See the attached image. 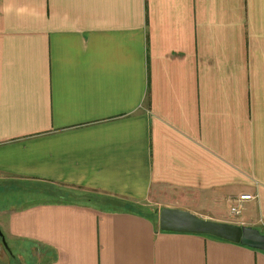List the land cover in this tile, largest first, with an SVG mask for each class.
<instances>
[{
    "label": "crops",
    "instance_id": "1",
    "mask_svg": "<svg viewBox=\"0 0 264 264\" xmlns=\"http://www.w3.org/2000/svg\"><path fill=\"white\" fill-rule=\"evenodd\" d=\"M0 183L43 264H264L159 220L264 234V0H0Z\"/></svg>",
    "mask_w": 264,
    "mask_h": 264
},
{
    "label": "water",
    "instance_id": "2",
    "mask_svg": "<svg viewBox=\"0 0 264 264\" xmlns=\"http://www.w3.org/2000/svg\"><path fill=\"white\" fill-rule=\"evenodd\" d=\"M159 220L162 231L204 234L264 252V234L253 227L205 220L190 211L172 208H162ZM0 236L8 247L1 230Z\"/></svg>",
    "mask_w": 264,
    "mask_h": 264
},
{
    "label": "rangeland",
    "instance_id": "3",
    "mask_svg": "<svg viewBox=\"0 0 264 264\" xmlns=\"http://www.w3.org/2000/svg\"><path fill=\"white\" fill-rule=\"evenodd\" d=\"M8 183H0V208L8 207V204L2 201V197L10 198L13 196L11 198L14 199L17 197L14 196L15 192L10 190ZM11 184L14 183L12 182ZM26 198H28L26 195L17 197V199L21 202ZM94 198L95 197H90L88 195L86 200L94 203ZM4 238L8 247L5 246L4 242L2 241V236H0V264H43V251L41 247L29 242L8 239L5 236Z\"/></svg>",
    "mask_w": 264,
    "mask_h": 264
},
{
    "label": "built area",
    "instance_id": "4",
    "mask_svg": "<svg viewBox=\"0 0 264 264\" xmlns=\"http://www.w3.org/2000/svg\"><path fill=\"white\" fill-rule=\"evenodd\" d=\"M252 199H254V197L250 194L241 195L238 197L236 200H234V203L231 207V214L234 216H239L241 214L242 203Z\"/></svg>",
    "mask_w": 264,
    "mask_h": 264
},
{
    "label": "trees",
    "instance_id": "5",
    "mask_svg": "<svg viewBox=\"0 0 264 264\" xmlns=\"http://www.w3.org/2000/svg\"><path fill=\"white\" fill-rule=\"evenodd\" d=\"M57 191H58V189H57ZM56 196V195H55ZM1 230V229H0ZM211 237H213V236H211ZM216 238V237H215ZM217 239H219V238H217ZM220 240H223V239H220ZM223 241H226V240H223ZM229 242V241H228Z\"/></svg>",
    "mask_w": 264,
    "mask_h": 264
}]
</instances>
